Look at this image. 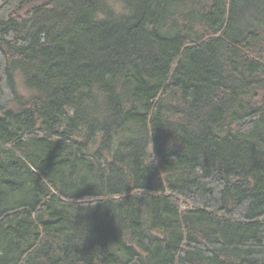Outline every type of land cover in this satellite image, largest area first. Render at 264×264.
<instances>
[{
	"label": "trees",
	"instance_id": "trees-1",
	"mask_svg": "<svg viewBox=\"0 0 264 264\" xmlns=\"http://www.w3.org/2000/svg\"><path fill=\"white\" fill-rule=\"evenodd\" d=\"M0 264H264V0H0Z\"/></svg>",
	"mask_w": 264,
	"mask_h": 264
},
{
	"label": "rangeland",
	"instance_id": "rangeland-1",
	"mask_svg": "<svg viewBox=\"0 0 264 264\" xmlns=\"http://www.w3.org/2000/svg\"><path fill=\"white\" fill-rule=\"evenodd\" d=\"M20 88H21V91H23V92H24V90L22 89V86H20Z\"/></svg>",
	"mask_w": 264,
	"mask_h": 264
}]
</instances>
